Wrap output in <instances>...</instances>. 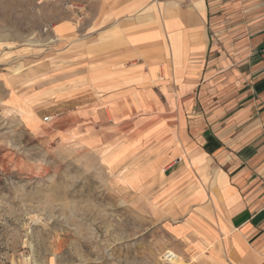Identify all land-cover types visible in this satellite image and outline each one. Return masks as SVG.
<instances>
[{"label": "rangeland", "instance_id": "1", "mask_svg": "<svg viewBox=\"0 0 264 264\" xmlns=\"http://www.w3.org/2000/svg\"><path fill=\"white\" fill-rule=\"evenodd\" d=\"M85 2L0 0V264H208L175 231L159 114L122 121L106 59L58 38Z\"/></svg>", "mask_w": 264, "mask_h": 264}, {"label": "crops", "instance_id": "2", "mask_svg": "<svg viewBox=\"0 0 264 264\" xmlns=\"http://www.w3.org/2000/svg\"><path fill=\"white\" fill-rule=\"evenodd\" d=\"M86 1L85 29L55 31L106 59L122 121L159 114L177 236L208 264H264V0Z\"/></svg>", "mask_w": 264, "mask_h": 264}]
</instances>
